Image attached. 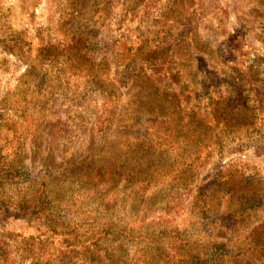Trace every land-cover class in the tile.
Instances as JSON below:
<instances>
[{"label":"rangeland","instance_id":"1","mask_svg":"<svg viewBox=\"0 0 264 264\" xmlns=\"http://www.w3.org/2000/svg\"><path fill=\"white\" fill-rule=\"evenodd\" d=\"M34 1L39 2L32 7ZM50 1L0 0V206L14 213L18 199L26 195L37 206L31 219L0 217V264H94L74 254L61 257L49 239L38 243L31 237H43L54 228L68 232L78 244L94 240L100 224L126 229L124 235L108 236L106 242L117 247L123 255L120 260L158 264L161 252L173 254L170 245L179 241L162 242L165 219L175 218L170 225L180 221L170 204L177 195H185L184 184L196 172L198 177L190 180L204 184V194L215 205L212 209L219 211L221 241L247 251L230 264H264V0H79L77 11L84 10L81 36L85 34L86 39L90 33L92 39L88 49L83 42L76 51L85 53L83 60L89 63L109 64L111 75L119 72L120 101L107 109L115 125L104 146H99L103 140L95 134L79 137L61 132L66 138L57 137L59 131L52 137L48 134L50 125L59 119L66 121L68 129L92 122L99 103L97 92L86 91L93 90L91 77L84 75L88 83L80 82L83 75L74 53L58 45L48 48L46 30L52 22L59 32L51 35L55 44L71 33L61 23L56 26L62 16L58 20L61 13ZM136 4L137 11H133ZM19 53H24L23 58ZM64 61L68 66L61 76L58 69ZM144 63V68L155 70L154 93L126 78L128 69ZM230 68L237 70L239 79H231ZM141 93L148 96L145 108L158 94L166 99H158L164 113L171 111V104L181 114L194 112L193 120L204 139L212 129H223V133L219 144L207 147L211 153L202 168L190 161V170L180 171L190 151H184L186 162H182L173 137L164 152L160 149L141 159L129 157L126 168L149 182L143 188L142 183L137 188L126 180L115 183L107 194L113 209L106 211L101 189L82 186L79 179L107 159V153L119 149L123 155L124 142L134 144L136 136L149 133L153 120L157 125L169 122L141 110V105L137 111L131 108L133 96ZM214 93L232 97L235 108L224 112L227 119L210 122L198 115L208 111L206 98L215 97ZM72 103L77 107L71 108ZM171 118L178 122L175 116ZM221 160L225 167L232 163L238 167L234 192L226 191L225 183L216 186L212 181L217 170H225L219 169ZM168 163L172 166L168 173L146 170ZM169 224L168 231H172ZM183 234H188L186 239ZM204 235L187 225L178 238L192 241Z\"/></svg>","mask_w":264,"mask_h":264},{"label":"trees","instance_id":"2","mask_svg":"<svg viewBox=\"0 0 264 264\" xmlns=\"http://www.w3.org/2000/svg\"><path fill=\"white\" fill-rule=\"evenodd\" d=\"M37 2L39 1H34L31 6H35ZM49 3L51 6L57 8L58 12L61 13L58 17V20H60L62 16L61 20L56 23V26L61 23V26L65 28L67 27L71 33L67 32L65 36L59 38V43L55 44V39L54 37H51V35L58 36L57 34L59 32H56V29L53 28L54 24L52 22L50 28L46 30L49 33V39L46 36V43L48 44V48H54L55 45H58L59 47H64L66 50L74 53L73 55L75 56L77 61H80L78 69L83 75L82 78L80 76V82L87 84L88 82L83 81L84 75L91 77V80L95 82L94 85L89 83L92 86L93 90L91 88H88L86 91H91L92 93L97 92L99 95L98 97H96V99L99 101V103L95 105L96 109L94 114H92V122L88 121L85 124L81 123L75 128L68 129L64 125L66 124V121L62 122V120L59 119L58 122L50 125L48 134L50 137H52L53 135H56V131H59L60 133L57 137L65 138L69 134V132H74L79 137H86V135L95 134L97 136H100L99 139L103 140V142L100 141L99 146H101L109 140V135L113 132L112 129L115 125V119L111 116V113H109L107 109L110 106H113V104L120 101L119 92L117 93L119 89L117 88L118 81L116 80V75H118L119 72H116L115 74L112 73L111 75L112 69L109 64L106 65L95 62L89 63L88 61L83 60V56L85 53L80 55L79 50L76 51L79 47V44L83 42H86V46L84 45V43L82 44V46L88 49L87 47L92 39L90 37V33H87L89 35L86 36V39L84 38L85 34L84 36H81L83 32L80 30L79 24L80 18H84V14H82L84 10L78 13L77 10L79 0H53ZM90 7L91 5L89 4L87 8ZM133 11H137V4L134 6ZM91 45L94 47V49H96L97 46L94 43ZM23 54L24 53H19L18 57L23 58ZM154 54H156V52ZM160 56H163V54H161ZM71 57V54L66 55L65 59L70 60ZM261 57L264 63V53L261 54ZM62 63L63 67L58 69V73L61 76H64L65 66L68 65L66 64V61ZM145 65V63L135 64V68H137V70L134 71L135 68H133L132 70L128 69L129 73H127L126 78L132 83L133 81L139 82L140 86H138V88H146L150 93H154V82L152 77H155V70L152 67L144 68ZM230 71L231 79L233 81H235L237 78H240L239 74L236 73L237 70L235 68H230ZM214 94L215 97L213 94H210V96L206 98L207 104L209 106L208 111H204L203 113L198 115L202 119H209L210 122H213L215 120L220 121L222 119H227L228 115H225L224 112L231 111V109L235 108L234 104L232 105V102L234 101L232 97H226L224 94H221L217 97L216 93ZM153 97H155L153 98L155 99V101L146 102V106L148 108H145L144 102L146 101L148 96L144 95V93L139 94V97L134 95L133 99L135 100L131 104V108L135 107V111H137V109L141 105V110L148 111L155 116H161L165 119V121L169 122H166L164 124L163 120L157 125V120H153L151 122V127L148 129L149 133H145L140 137L136 136V142L134 144H131L128 140L124 142L125 148L123 150L126 156H124V154L122 155V152H120L119 149H115L111 151L110 154L107 153V155H109V157L107 156V159L97 162L87 175L79 179V181L83 184L82 186H89L93 188V190L96 188L101 189L100 193L102 195L103 201H105V204L102 202V206L106 211L113 209V205L110 206L108 203L107 194L109 192V189H112L115 183H118L119 181L123 183V180H126L127 183H129L130 181L131 184L136 185L137 188H140V183H142L143 188V183L149 182L140 179L141 174L132 175L130 170L126 168V163L128 162L129 157H138L139 159H141L142 157H145V155L152 156L153 153H157V150L160 149H163L161 152H164V150H166V148H168L171 144V142L169 143L168 140L173 137L175 138L174 144H176L177 147L181 149V153L178 155V157L181 161L183 160L182 162H186V159L182 156L184 151H190L188 154V162L184 165L181 164L179 166L180 171L186 172L190 170V161H195L196 165H198V168H202V164L205 162L204 158L206 157L207 160V158L210 157L211 153L207 147L211 145L214 146L216 144H219L220 142L219 140L221 134L223 133V129L216 128L215 130H209L210 132L207 135V138L204 139V137L200 134V129H197V125L193 120V117L195 115L194 112L181 114L179 111H176V107L171 104V107L169 106V109L172 108L171 111H165L164 113V108L161 106L159 107L158 99H161V102L165 101L166 99L162 98L158 94ZM138 98L143 102L139 101ZM170 98L174 99L172 97ZM170 103L171 102H168V104ZM229 103L231 105H229ZM70 106L71 108L77 107V105H73V103ZM68 108L69 107H66V110H68ZM66 110L64 109L65 112ZM172 116H175L178 122L171 120ZM173 124L174 127L171 128L170 125ZM65 127L66 129L64 130ZM119 127L117 128V130L119 129ZM213 131H215L214 136L212 135ZM227 131H230V129L228 128ZM61 132H65L67 135L61 136ZM180 140L182 141V145H180ZM98 152H103V150L99 149ZM148 152L150 154H147ZM204 153L206 155L203 157L202 154ZM200 158H202L203 162L199 160ZM221 162H223V160H221L218 164L219 169L225 168V170H217V174L213 176L215 178H212V181H215V183H217L216 186H219L218 184L220 183H225L226 185L224 187L226 188V191L234 192V187L239 181V178L236 179V176L240 177L239 171L237 169L238 167L235 165V163H232L229 166L225 167L224 164H221ZM144 164H146V161H144ZM168 164L169 165H167V167L164 166L162 168L146 167V170H151L152 172L155 171V173L158 174L159 172L168 173L172 170L171 164ZM118 167L120 168V172L117 173L116 169ZM152 172L149 180L153 176ZM193 177H198L197 172L194 175L190 176V178L184 184L182 190L187 191L185 195H177V197L174 198L170 204L171 210L173 209L174 211L176 209V217H178V219L176 220L180 221H178V223L176 224L170 225L169 222L175 220V218L172 220L165 219V222L163 224L164 237L162 238V242L163 245L164 241L166 242L165 244L168 245L169 242L174 239H178L179 241H175L174 243H172V245H170V249L173 254L161 252L162 256L159 257L158 264H230L231 260L234 257H237L247 251H243L239 247L221 241L222 238L218 235L221 234L220 229L222 228L218 221L219 211L217 209H212V207H214L215 205L214 203L211 204L204 194V191L202 190L204 189V184L199 183L198 180L193 183V181L190 180L191 178L193 179ZM220 179L224 180L220 182ZM31 187L33 188L31 189V191H34V194H37V189H35V186ZM118 192H121V190H119ZM216 207L218 209L220 208L219 202L216 204ZM36 208L37 206L31 204V200L26 195L18 199L14 213H8L6 209L0 206V217L4 220H6L8 217L25 220L31 219L34 218L33 216L35 215ZM183 222L184 226L178 227ZM190 222L192 224H190ZM167 224H169V227L172 228V231H168ZM187 225L190 228H198L201 232H205L206 235H204V237L198 236L192 241H190L189 239L185 240L188 234H183V236H185V239L178 238L182 231V228ZM51 230L53 231L47 232V234L43 237L33 236L31 237V239L37 241L38 243H43L45 239H49L51 245L58 250L61 257H66L74 254V256H81V258H84L85 260H88L94 264L127 263V260L125 258L124 260L119 259V257L123 255L120 254V251L117 249V247L113 248L106 244L108 236L113 237L116 235L117 237H120L124 235V232L127 233L124 227H118L117 225L112 226L100 224L99 227H97L98 231L96 232V238L94 240H86L85 242H80L78 244H74L70 240L68 232L61 231L59 233L56 232V229L54 228Z\"/></svg>","mask_w":264,"mask_h":264}]
</instances>
